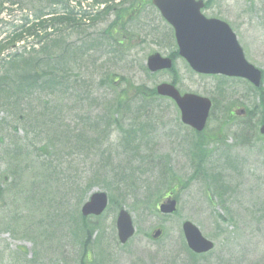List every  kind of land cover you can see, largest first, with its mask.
<instances>
[{"label": "rangeland", "instance_id": "374dc122", "mask_svg": "<svg viewBox=\"0 0 264 264\" xmlns=\"http://www.w3.org/2000/svg\"><path fill=\"white\" fill-rule=\"evenodd\" d=\"M143 1L120 48L103 33L114 13L79 29L36 27L41 37L52 35L44 48L27 29L47 0L0 6V264H264V140L256 119L248 133L239 128L247 107L264 95L243 79L201 75L177 58L180 91L215 101L202 139L171 99L141 95L139 86L152 90L176 79L168 71L148 73V56L169 55L176 43L172 27ZM214 2L205 13L227 20L247 60L264 71V0ZM70 5L102 11L93 0ZM46 8L44 20L52 18ZM23 27L22 38L14 37ZM33 47L38 52L31 54ZM35 69L64 70L63 84L21 85ZM232 101L236 116L227 122L223 106ZM222 124L219 139H209ZM175 187L178 211L162 215L157 205ZM95 191L106 192L110 203L100 217H88L85 240L81 207ZM122 208L136 228L125 244L116 225ZM186 220L215 242L213 251L190 254Z\"/></svg>", "mask_w": 264, "mask_h": 264}, {"label": "water", "instance_id": "95a60500", "mask_svg": "<svg viewBox=\"0 0 264 264\" xmlns=\"http://www.w3.org/2000/svg\"><path fill=\"white\" fill-rule=\"evenodd\" d=\"M165 18L174 25L180 47V55L186 58L191 67L201 73H222L230 76L248 78L256 85L260 84L262 72L248 63L238 44L236 35L225 22L206 19L201 13L202 2L195 0H154ZM172 59L164 58L159 53L149 57L148 66L156 72L172 68ZM157 91L173 98L179 105L184 123L202 131L206 125L212 102L195 94L181 93L172 84L163 83ZM264 134V125L261 128ZM108 205V196L104 192L92 195L82 208L84 216L100 215ZM177 201L170 199L160 206L163 213H173ZM119 238L125 243L133 234L134 227L130 215L121 211L118 219ZM183 230L188 246L195 253H205L214 248V243L205 238L199 228L190 221L183 223ZM160 234L157 231L155 237Z\"/></svg>", "mask_w": 264, "mask_h": 264}, {"label": "trees", "instance_id": "16d2710c", "mask_svg": "<svg viewBox=\"0 0 264 264\" xmlns=\"http://www.w3.org/2000/svg\"><path fill=\"white\" fill-rule=\"evenodd\" d=\"M54 0H51V2H53ZM2 3L0 2V5ZM41 15H43L42 10H40L37 15L36 18L39 19V22H37L36 24H33L30 28H28V31H30V34L33 35H38L37 33V28L36 27H40L41 25H43L46 21L41 20ZM120 19V18H119ZM50 22H52L51 26H58L59 24H65L66 27H74L77 25V23H75V19L72 17V12L68 11V15L59 18H54L52 19ZM116 24L111 25L110 27H114ZM120 29V28H118ZM22 35V34H21ZM49 36L45 37L43 40L48 39ZM54 62H58L57 59L53 60ZM56 80H61V77L58 73H56L55 71H47V72H40L39 70H32L31 73H29L28 75L22 76L21 77V81L20 84L21 85H28V87L30 89H33L34 86H38L40 84L45 85L47 84H53L56 85L58 81ZM143 92V90H142ZM54 91H50L47 93V95L49 94H54ZM260 94L264 95V90L260 89ZM262 104H264V101L262 102ZM81 223H82V227L80 230H85L87 231V234H89L90 229L88 227L87 224V220L84 217H81ZM79 228V226H78Z\"/></svg>", "mask_w": 264, "mask_h": 264}, {"label": "flooded vegetation", "instance_id": "af4514ba", "mask_svg": "<svg viewBox=\"0 0 264 264\" xmlns=\"http://www.w3.org/2000/svg\"><path fill=\"white\" fill-rule=\"evenodd\" d=\"M215 0H207L205 1V6H204V13L208 10V11H212L213 9H215L217 7V4L214 3ZM206 14V13H205ZM209 17H216L218 18V16H216L215 14H206Z\"/></svg>", "mask_w": 264, "mask_h": 264}, {"label": "bare ground", "instance_id": "6f19581e", "mask_svg": "<svg viewBox=\"0 0 264 264\" xmlns=\"http://www.w3.org/2000/svg\"><path fill=\"white\" fill-rule=\"evenodd\" d=\"M21 260H22V261H26L23 257H21Z\"/></svg>", "mask_w": 264, "mask_h": 264}]
</instances>
